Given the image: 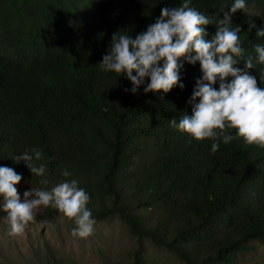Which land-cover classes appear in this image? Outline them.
<instances>
[{"label": "trees", "instance_id": "obj_1", "mask_svg": "<svg viewBox=\"0 0 264 264\" xmlns=\"http://www.w3.org/2000/svg\"><path fill=\"white\" fill-rule=\"evenodd\" d=\"M182 2L0 0V166L22 176L16 186L21 201L31 188L76 180L89 195L86 208L95 221L117 216L132 237L166 249L182 264H264V256L253 255L264 248V148L237 138L213 153V141H196L170 124L192 114L199 64L178 61L180 80L166 94H145L147 78L133 94L123 75L99 67L113 34L135 39L162 8ZM230 3L191 0L213 22L206 39ZM245 4L264 17V0ZM263 17L232 15L244 49L236 58L241 70L255 56L254 45H264L256 37ZM247 71L264 87V64L254 62ZM33 148L42 152L32 163L46 165L43 177L15 161ZM65 170L71 175L63 176ZM57 215L42 207L35 221Z\"/></svg>", "mask_w": 264, "mask_h": 264}, {"label": "clouds", "instance_id": "obj_2", "mask_svg": "<svg viewBox=\"0 0 264 264\" xmlns=\"http://www.w3.org/2000/svg\"><path fill=\"white\" fill-rule=\"evenodd\" d=\"M190 4L191 0H183L178 7L162 8L159 19L135 39L123 34L124 31L113 34L100 69L119 77L123 75L131 83L133 94L144 84L145 78L149 81L145 94H166L180 80L182 65L178 61L198 63L202 78L196 81L189 101L192 114H184L178 122L170 120L171 126L196 141H213V153L221 142L228 144L237 138L264 148V87H258L257 78L247 71L254 67V62L264 64V45H254L255 56L247 57L244 70L236 67V58L244 55V49L240 28L231 27V18L238 10L246 8L245 0H234L231 9L218 21L211 39H206L205 28L213 22ZM255 27L253 23L251 28ZM256 37L264 38V26L256 32ZM229 77L230 82H226ZM217 79L220 81L218 90L213 87ZM229 129L234 130L235 136L228 133ZM41 159L42 152L36 148L15 157V161H23L37 177L46 174V165L37 167L32 163ZM62 175L67 177L71 173L65 170ZM21 179L13 168L0 166V211L4 213L0 220L8 225L10 236L21 235L26 225L35 221L36 211L42 207H51L72 222V237L83 239L92 234L95 220L91 210L86 208L89 195L78 188L76 180L61 182L51 190L31 188L24 192L21 201L16 187ZM41 183L47 184V180Z\"/></svg>", "mask_w": 264, "mask_h": 264}, {"label": "rangeland", "instance_id": "obj_3", "mask_svg": "<svg viewBox=\"0 0 264 264\" xmlns=\"http://www.w3.org/2000/svg\"><path fill=\"white\" fill-rule=\"evenodd\" d=\"M241 12L263 17L253 4H246ZM73 227L57 215L50 221L29 223L21 235L10 236L8 225L0 221V264H182L166 249L132 237L117 216L95 221L87 238L72 237ZM253 255L261 258L264 248Z\"/></svg>", "mask_w": 264, "mask_h": 264}]
</instances>
